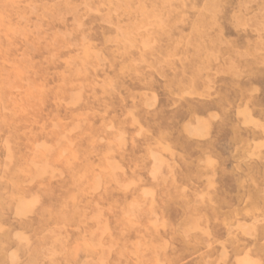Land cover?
Wrapping results in <instances>:
<instances>
[{"label":"rangeland","instance_id":"rangeland-1","mask_svg":"<svg viewBox=\"0 0 264 264\" xmlns=\"http://www.w3.org/2000/svg\"><path fill=\"white\" fill-rule=\"evenodd\" d=\"M0 264H264V0H0Z\"/></svg>","mask_w":264,"mask_h":264}]
</instances>
